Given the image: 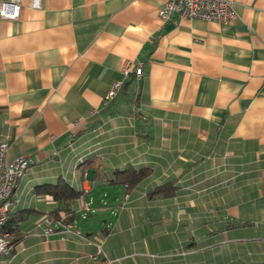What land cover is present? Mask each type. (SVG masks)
I'll return each instance as SVG.
<instances>
[{
    "label": "crops",
    "instance_id": "1",
    "mask_svg": "<svg viewBox=\"0 0 264 264\" xmlns=\"http://www.w3.org/2000/svg\"><path fill=\"white\" fill-rule=\"evenodd\" d=\"M164 1L21 0L0 17V137L6 160L35 161L0 264H100L98 244L110 264H264V0H230L226 23L162 22ZM128 166L151 173L105 180ZM59 179L83 192L71 229L44 237L56 203L37 188ZM169 179L172 196L148 197Z\"/></svg>",
    "mask_w": 264,
    "mask_h": 264
},
{
    "label": "built area",
    "instance_id": "2",
    "mask_svg": "<svg viewBox=\"0 0 264 264\" xmlns=\"http://www.w3.org/2000/svg\"><path fill=\"white\" fill-rule=\"evenodd\" d=\"M31 6L39 7L40 0H31ZM20 8L21 0H0V17L10 20L16 19L19 16ZM235 16L230 0H165L158 9V18L162 22L167 20L177 22L182 18H197L226 23L232 21ZM124 72L127 70L125 69ZM142 75L143 65L141 62H137L134 67V76L138 80ZM119 85L120 81H115L106 98L111 97ZM7 148V137H0V255L8 254L13 247L14 231L4 228V225L8 220L13 195L20 179L28 167L35 162L29 153L19 155L8 161L6 160ZM83 175L85 176V172ZM50 200L53 201L51 197ZM80 206L84 210H89V201L80 200ZM36 226L41 227V234L44 237L57 230L69 231L71 229L68 222L57 219L48 212L36 220ZM91 258L99 259L100 264H110L112 261L102 252L100 244L97 245V251L91 255Z\"/></svg>",
    "mask_w": 264,
    "mask_h": 264
},
{
    "label": "trees",
    "instance_id": "3",
    "mask_svg": "<svg viewBox=\"0 0 264 264\" xmlns=\"http://www.w3.org/2000/svg\"><path fill=\"white\" fill-rule=\"evenodd\" d=\"M83 167L91 168L94 173L99 172L100 163L96 158L86 162ZM151 173L150 167H141L134 169L132 167H126L124 169H117L110 173L109 177L105 180L113 184H125L127 188L134 186L141 179L147 177ZM176 185L174 179H169L154 186L148 191V197H169L176 191ZM38 193L49 194L55 201V207L49 212L57 219H62L65 222L72 220L73 211L72 205L82 195V189H77L67 183L65 180L59 179L55 183H45L37 188ZM4 228L14 230L7 224ZM18 240V235L14 233L12 243L14 244Z\"/></svg>",
    "mask_w": 264,
    "mask_h": 264
}]
</instances>
